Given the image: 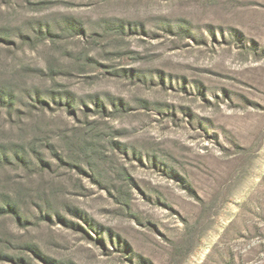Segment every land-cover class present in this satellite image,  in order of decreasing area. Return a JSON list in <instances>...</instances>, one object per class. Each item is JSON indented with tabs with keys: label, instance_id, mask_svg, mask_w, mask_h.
I'll return each mask as SVG.
<instances>
[{
	"label": "rangeland",
	"instance_id": "374dc122",
	"mask_svg": "<svg viewBox=\"0 0 264 264\" xmlns=\"http://www.w3.org/2000/svg\"><path fill=\"white\" fill-rule=\"evenodd\" d=\"M0 264H264V0H0Z\"/></svg>",
	"mask_w": 264,
	"mask_h": 264
}]
</instances>
